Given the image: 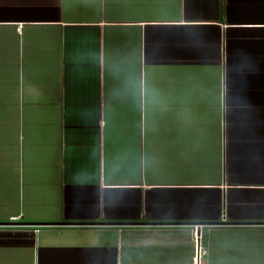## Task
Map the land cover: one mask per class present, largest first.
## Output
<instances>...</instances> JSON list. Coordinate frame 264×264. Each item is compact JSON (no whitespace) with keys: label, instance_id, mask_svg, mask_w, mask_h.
Here are the masks:
<instances>
[{"label":"crops","instance_id":"obj_1","mask_svg":"<svg viewBox=\"0 0 264 264\" xmlns=\"http://www.w3.org/2000/svg\"><path fill=\"white\" fill-rule=\"evenodd\" d=\"M194 224L264 264V0H0V264H192Z\"/></svg>","mask_w":264,"mask_h":264},{"label":"built area","instance_id":"obj_2","mask_svg":"<svg viewBox=\"0 0 264 264\" xmlns=\"http://www.w3.org/2000/svg\"><path fill=\"white\" fill-rule=\"evenodd\" d=\"M223 212H221V219H223ZM193 239V254H192V264H201L200 256L205 253V249L199 243V233H196V224L193 226L192 232Z\"/></svg>","mask_w":264,"mask_h":264},{"label":"clouds","instance_id":"obj_3","mask_svg":"<svg viewBox=\"0 0 264 264\" xmlns=\"http://www.w3.org/2000/svg\"><path fill=\"white\" fill-rule=\"evenodd\" d=\"M128 86L131 87V88H134L135 87V85H134V83L132 81H129L128 82Z\"/></svg>","mask_w":264,"mask_h":264}]
</instances>
